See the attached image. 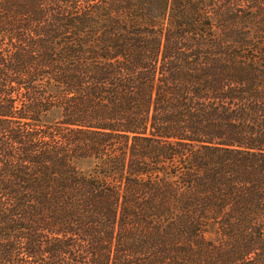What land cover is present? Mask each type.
<instances>
[{
    "label": "trees",
    "instance_id": "obj_1",
    "mask_svg": "<svg viewBox=\"0 0 264 264\" xmlns=\"http://www.w3.org/2000/svg\"><path fill=\"white\" fill-rule=\"evenodd\" d=\"M0 264H264V0H0Z\"/></svg>",
    "mask_w": 264,
    "mask_h": 264
},
{
    "label": "rangeland",
    "instance_id": "obj_2",
    "mask_svg": "<svg viewBox=\"0 0 264 264\" xmlns=\"http://www.w3.org/2000/svg\"><path fill=\"white\" fill-rule=\"evenodd\" d=\"M77 167L80 171H83L84 173H91L95 167V161L94 160H80L77 162Z\"/></svg>",
    "mask_w": 264,
    "mask_h": 264
}]
</instances>
